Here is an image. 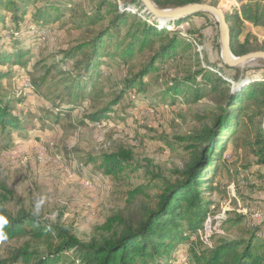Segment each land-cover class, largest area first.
Wrapping results in <instances>:
<instances>
[{
	"label": "trees",
	"instance_id": "16d2710c",
	"mask_svg": "<svg viewBox=\"0 0 264 264\" xmlns=\"http://www.w3.org/2000/svg\"><path fill=\"white\" fill-rule=\"evenodd\" d=\"M70 1L0 0V66H25L26 53H30L38 33L48 30L51 24L66 16L65 23L73 24L75 28L86 22V14L78 15L77 22L71 20L76 12L71 8ZM151 1L161 10L203 3V0ZM237 1L239 11L225 15L231 37L230 51L235 57L263 48L254 46V40H248V35L238 40L241 30L236 31L233 23L240 26L247 23L253 28L264 29V8L252 4L251 0ZM134 2L139 0L130 1L131 4ZM143 12L145 18L141 19L115 7L105 29L96 32L89 42L63 54V63L80 56L70 70L49 66L43 68V76L31 80V89L39 92L45 87L51 72H55L43 94L44 98L53 97L56 106L53 108L54 121L88 105L90 113L78 123L83 124L87 120L104 125V121L116 114L117 106L127 93L133 92L130 103L134 104L137 96L145 95L147 78L159 66L174 59L180 46L187 47L190 40L200 37L193 20L201 18V13L171 20L165 23L170 30L165 31L156 18L146 13L145 9ZM129 18L131 24L127 23ZM99 20L96 14L88 21L96 23ZM125 25L126 30L121 34L120 30ZM188 25L193 26L192 30H179ZM21 37L27 52L21 53V43L16 42ZM12 40L18 50L7 52L4 46ZM136 55L142 60L133 71L129 65ZM107 63L126 68L125 75L115 83L108 76L103 77L102 68ZM217 69L220 72L231 70L221 62ZM10 73L0 70V82L12 78ZM198 76L200 82L196 80ZM213 76L209 70L201 69L185 82L172 79L165 83L159 95L157 105L164 106H172L179 95H183L187 103H197L207 94L214 95L216 113L211 115L209 125H203L198 134L188 138L192 151L187 162L181 170L174 172L177 177L174 182H160L159 193L153 198L152 205L141 204L128 212L113 213L97 229V234L85 242L80 241L70 227L59 222L52 223L22 207L14 213L0 207V242L26 240L23 246L0 259V264H184L176 256L179 250H184L188 264H264V240L258 242L255 234L259 228L252 229L246 240L218 237L220 231L230 232L245 215H238L235 220H224L209 233L203 226L206 218H212V225L217 222L213 213L215 207L211 209L214 200L205 199L204 191L215 192L224 198L225 188L220 190L218 184L213 186V178L219 168L226 175L236 169L237 162L226 161L224 154L227 159L238 157L240 152L241 158L251 162L246 164V168L264 167V75L260 80L241 83L234 90L230 89L227 79ZM236 79L237 76L233 75V80ZM107 94L110 95L109 101L96 107ZM12 103L0 89V134H5L8 142L12 141V132L21 137L28 127L34 131L33 126H28L13 114ZM226 136L225 149L223 143ZM227 163H231L230 168ZM86 165H96L104 176L116 181L124 180L128 176L126 173L139 169L131 160L130 153L124 150L89 158ZM140 193L146 195L139 188L129 192L126 203H132Z\"/></svg>",
	"mask_w": 264,
	"mask_h": 264
},
{
	"label": "rangeland",
	"instance_id": "374dc122",
	"mask_svg": "<svg viewBox=\"0 0 264 264\" xmlns=\"http://www.w3.org/2000/svg\"><path fill=\"white\" fill-rule=\"evenodd\" d=\"M130 1L72 0L71 8L76 14L71 16V20L77 22L78 15L86 14V22L77 29L75 25L65 23L66 16L51 24L48 30L38 33V38L34 39L35 44L30 49L32 52L26 53L25 66H0V70L13 74L12 78L0 82L2 95L13 101V114L28 126H33L31 128L34 130L28 127L21 137L12 132L11 142H8L5 134H0V207L8 213H14L22 207L52 223L59 222L70 227L82 242L95 236L97 229L113 213L128 212L141 204L152 205L153 198L159 193L160 182H174L177 179L174 172L181 170L187 162L189 152L192 151V143L188 138L198 134L203 125L212 122L211 115L216 113L214 95L207 94L197 103H187V99L179 95L172 106L157 105L165 83L172 79L185 82L201 69H206L215 77L227 79L230 89L234 90L239 84L260 80L264 75V60H255L225 72L218 71L217 67L222 63L218 26L211 15L201 13V18L193 20L200 37L190 40L187 47L180 46L174 59L162 65L163 67L159 66L160 70L147 78L145 95L137 96L134 104L130 103L133 92L127 93L117 106L116 114L104 121L102 126L87 120L82 121L83 124L78 123L90 113L88 105L54 121L53 108L56 106L53 97L44 98L43 94L55 72H51L45 87L39 89V92L31 89V80L43 76V68L49 66L70 70L73 62L80 56H75L69 63H63V54L89 42L96 32L105 29L115 7L121 12L144 19V7L140 1L133 4ZM203 3L217 7L224 15L239 11L237 0H203ZM251 3L264 8V0H251ZM96 14L101 20L90 23L88 20ZM127 23L131 24V18ZM160 23L164 24L162 21ZM126 25L120 30L121 34L125 32ZM232 26L236 31L241 30L238 40L248 35V40L253 39L254 46L262 47L261 51H264V29L253 28L247 23L242 26L233 23ZM163 27L165 31L170 30L167 24ZM192 27L188 25L179 30H192ZM16 42L21 43V53L27 52L23 37ZM4 49L7 52L18 50L13 46V40ZM141 60L136 55L130 62L129 69L136 71ZM106 65L102 68L103 77L108 76L113 83L127 71L123 66ZM233 75L237 76L235 81ZM196 78L197 82L201 81L200 76ZM109 99L110 95L107 94L96 107ZM227 140L226 136L223 143L225 149ZM118 150L129 152L134 165L139 168L126 173L128 176L124 180L107 178L96 165H86L89 158L109 155ZM241 156L242 153L239 152L238 157L226 159L224 154L226 161L237 162L236 169L226 175L219 168L213 178V186L218 184V189L225 188L224 198L215 192L204 191L205 199L214 200L211 209L215 207L213 213L217 222L212 225V218H206L203 226L209 233L220 222L235 220L238 215L243 214L245 218L238 225L230 232L220 231L218 237L246 240L252 229L259 228L255 234L258 242H261L264 240V233L260 228L264 224L261 225L256 220L255 227H251L249 216V210L255 206L254 202L264 199V192H258L259 185L256 182L261 180V173L255 171V168H246L250 161ZM227 165L230 168L231 163ZM138 188L146 195L137 194L132 203H126L128 193ZM25 241L21 238L0 242V259L23 246ZM176 256L181 262L188 264L184 250H179Z\"/></svg>",
	"mask_w": 264,
	"mask_h": 264
},
{
	"label": "water",
	"instance_id": "95a60500",
	"mask_svg": "<svg viewBox=\"0 0 264 264\" xmlns=\"http://www.w3.org/2000/svg\"><path fill=\"white\" fill-rule=\"evenodd\" d=\"M145 11L159 22L164 24L183 16H192L197 13H206L211 15L218 26L220 59L229 69L241 67L255 60H264V51H255L248 54L235 57L230 51L231 37L226 17L224 13L215 6L205 3L189 4L183 7L161 10L157 8L151 0H139ZM162 24V25H164Z\"/></svg>",
	"mask_w": 264,
	"mask_h": 264
},
{
	"label": "bare ground",
	"instance_id": "6f19581e",
	"mask_svg": "<svg viewBox=\"0 0 264 264\" xmlns=\"http://www.w3.org/2000/svg\"><path fill=\"white\" fill-rule=\"evenodd\" d=\"M249 216H250V218H251V227L253 226V227H255V225H254V222L256 221V220H258V215H257V212L255 211V206H253V208H251V210H249ZM263 217H264V208H260V211H259V218L260 219H263ZM261 235L258 233V237H260Z\"/></svg>",
	"mask_w": 264,
	"mask_h": 264
},
{
	"label": "crops",
	"instance_id": "0c3cea01",
	"mask_svg": "<svg viewBox=\"0 0 264 264\" xmlns=\"http://www.w3.org/2000/svg\"><path fill=\"white\" fill-rule=\"evenodd\" d=\"M20 149V148H19ZM255 168V171H260V173L262 174V172L264 171V167H253ZM258 182L259 188H258V192H264V178H262L260 181H256ZM260 189V191H259ZM260 229H262L263 233H264V226H262Z\"/></svg>",
	"mask_w": 264,
	"mask_h": 264
},
{
	"label": "built area",
	"instance_id": "2783aa9c",
	"mask_svg": "<svg viewBox=\"0 0 264 264\" xmlns=\"http://www.w3.org/2000/svg\"><path fill=\"white\" fill-rule=\"evenodd\" d=\"M254 204H255V211L257 212V215H258V223L262 225L264 224V219L259 218V211H260V208H264V199L257 200L256 202H254Z\"/></svg>",
	"mask_w": 264,
	"mask_h": 264
}]
</instances>
